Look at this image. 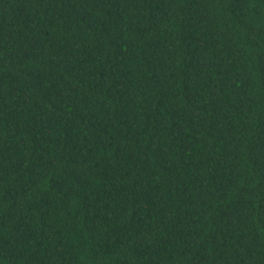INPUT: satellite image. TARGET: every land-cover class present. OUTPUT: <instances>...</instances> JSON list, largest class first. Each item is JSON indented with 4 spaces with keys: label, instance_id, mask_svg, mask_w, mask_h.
<instances>
[{
    "label": "trees",
    "instance_id": "obj_1",
    "mask_svg": "<svg viewBox=\"0 0 264 264\" xmlns=\"http://www.w3.org/2000/svg\"><path fill=\"white\" fill-rule=\"evenodd\" d=\"M0 264H264V0H0Z\"/></svg>",
    "mask_w": 264,
    "mask_h": 264
}]
</instances>
